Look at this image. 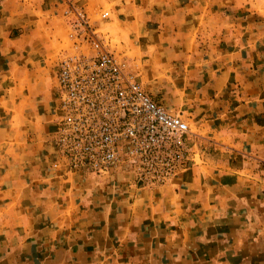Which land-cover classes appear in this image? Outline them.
<instances>
[{"label":"crops","instance_id":"obj_1","mask_svg":"<svg viewBox=\"0 0 264 264\" xmlns=\"http://www.w3.org/2000/svg\"><path fill=\"white\" fill-rule=\"evenodd\" d=\"M81 3L185 120L186 167L150 188L51 168L64 0H0V264H264V0Z\"/></svg>","mask_w":264,"mask_h":264},{"label":"built area","instance_id":"obj_2","mask_svg":"<svg viewBox=\"0 0 264 264\" xmlns=\"http://www.w3.org/2000/svg\"><path fill=\"white\" fill-rule=\"evenodd\" d=\"M81 1L64 0L69 42L54 62L50 167L63 174L128 175L138 187L164 185L186 167L188 126L142 88L136 69L91 25Z\"/></svg>","mask_w":264,"mask_h":264},{"label":"rangeland","instance_id":"obj_3","mask_svg":"<svg viewBox=\"0 0 264 264\" xmlns=\"http://www.w3.org/2000/svg\"><path fill=\"white\" fill-rule=\"evenodd\" d=\"M64 7H65V5H64ZM101 31L103 32V30H101ZM67 33H68V32H66L65 36H64V33H63V36L61 37V38H63V39H62L63 42H62V44L59 45V46H60V49L63 48V47H65V45L68 44V42H69V41H68V38H67ZM52 35H53V38H54V37H55V38H56V37H57V38L60 37V36H58V32H57V31H53ZM50 36H51V35H49V37H50ZM115 41H116V40H114V39L111 40V42H112L113 44L116 43ZM114 45H115V44H114ZM115 46H116V48H117V50H118L119 47H118L117 45H115ZM125 56H126V55H125ZM52 64H53V63H52ZM52 66H53V65H52Z\"/></svg>","mask_w":264,"mask_h":264}]
</instances>
